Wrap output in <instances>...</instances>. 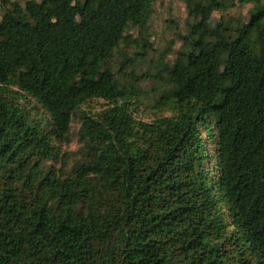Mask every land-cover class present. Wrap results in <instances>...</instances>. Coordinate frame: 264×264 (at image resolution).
Instances as JSON below:
<instances>
[{"label":"trees","instance_id":"obj_1","mask_svg":"<svg viewBox=\"0 0 264 264\" xmlns=\"http://www.w3.org/2000/svg\"><path fill=\"white\" fill-rule=\"evenodd\" d=\"M253 1L184 0L150 97L121 68L157 0H0V264H264Z\"/></svg>","mask_w":264,"mask_h":264},{"label":"rangeland","instance_id":"obj_2","mask_svg":"<svg viewBox=\"0 0 264 264\" xmlns=\"http://www.w3.org/2000/svg\"><path fill=\"white\" fill-rule=\"evenodd\" d=\"M13 1L24 3L27 0ZM244 1L245 4L243 6L238 5L223 15L226 17L240 18L246 21L249 11L254 7V1ZM3 12L4 10L0 6V19L2 18ZM221 16V13L214 14L216 19H219ZM186 19L187 12L184 0H157L154 6L153 15L147 25L146 30H144L140 35L135 33V36H142V41L140 43L141 47L144 43L143 38H146L150 39V42L153 43L155 50L151 51L144 60L139 61L142 59L143 48H134V45L132 44L123 46V51L127 56H129V60L125 62L124 66L121 68V71L131 73L134 70L135 73L141 76L144 81H146L142 84V86L150 97L153 96L152 90L156 85L155 81L153 79H149L148 77L158 74V67L164 56L167 54V50L179 49L180 42L177 41L176 34L180 32L185 34ZM173 58L174 55H169L167 60H172ZM122 61L123 59L121 57H117L116 66L119 67V63ZM136 64L137 66L135 67ZM73 130L75 134V132L78 130L77 124H73ZM75 143L76 141L74 140L70 146L66 145L64 147L65 149L73 150L76 147Z\"/></svg>","mask_w":264,"mask_h":264}]
</instances>
